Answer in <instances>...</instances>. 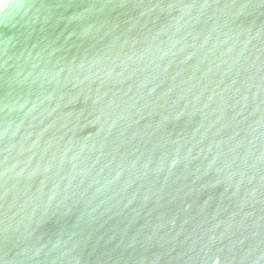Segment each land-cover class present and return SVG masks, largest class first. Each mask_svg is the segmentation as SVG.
I'll return each instance as SVG.
<instances>
[{"label": "water", "instance_id": "1", "mask_svg": "<svg viewBox=\"0 0 264 264\" xmlns=\"http://www.w3.org/2000/svg\"><path fill=\"white\" fill-rule=\"evenodd\" d=\"M0 264H264V0H7Z\"/></svg>", "mask_w": 264, "mask_h": 264}, {"label": "bare ground", "instance_id": "2", "mask_svg": "<svg viewBox=\"0 0 264 264\" xmlns=\"http://www.w3.org/2000/svg\"><path fill=\"white\" fill-rule=\"evenodd\" d=\"M7 0H0V8L5 4Z\"/></svg>", "mask_w": 264, "mask_h": 264}]
</instances>
